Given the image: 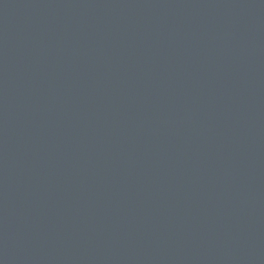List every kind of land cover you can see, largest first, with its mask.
Segmentation results:
<instances>
[{
  "label": "water",
  "instance_id": "obj_1",
  "mask_svg": "<svg viewBox=\"0 0 264 264\" xmlns=\"http://www.w3.org/2000/svg\"><path fill=\"white\" fill-rule=\"evenodd\" d=\"M0 264H264V0H0Z\"/></svg>",
  "mask_w": 264,
  "mask_h": 264
}]
</instances>
